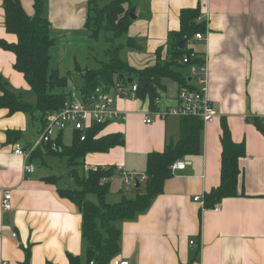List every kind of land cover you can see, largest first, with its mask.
<instances>
[{"label":"crops","instance_id":"obj_1","mask_svg":"<svg viewBox=\"0 0 264 264\" xmlns=\"http://www.w3.org/2000/svg\"><path fill=\"white\" fill-rule=\"evenodd\" d=\"M19 1L32 15L34 0ZM133 1L136 17L125 34L140 48L124 47L120 52L126 50L123 59L136 69L165 59L167 36L179 29L180 10L200 5L203 39L192 38L189 50L206 61L208 97L217 116L203 123L200 152L180 159L184 167L171 170L172 176L149 207L132 219L113 222L119 230L114 258L127 259L129 264H264V135L255 125V120L264 125V0ZM46 16L50 35L59 43L56 59L61 61L66 43L89 36L87 0H46ZM0 38L9 43L17 39L5 28L2 0ZM14 62L15 54L0 47V78L22 98L30 87ZM85 69L78 68L81 75ZM178 70L188 75L186 66ZM163 85L153 104L113 95L114 107L126 117L102 126L94 137L118 132L123 143L104 152H88L81 160L85 173L96 167L113 169L105 196L109 204L145 191V181L126 188L118 166L147 175V155L179 139L182 116H154L156 110L177 102V83L166 78ZM36 112L9 113L0 108V201L4 188L12 193L9 211L3 212L0 204V264H69L68 255L86 264L87 243L78 206L58 194L57 189L63 187L56 175L35 167L26 172L27 160L13 152L15 141L26 146L42 127ZM147 113L154 116L150 123L144 122ZM223 121L233 141L245 147L239 159L238 195L223 198L216 208L205 207L194 198L204 201V194L220 183ZM67 130L69 142L63 138ZM74 135L73 127L67 125L55 129L52 139L70 146Z\"/></svg>","mask_w":264,"mask_h":264},{"label":"trees","instance_id":"obj_2","mask_svg":"<svg viewBox=\"0 0 264 264\" xmlns=\"http://www.w3.org/2000/svg\"><path fill=\"white\" fill-rule=\"evenodd\" d=\"M7 32L16 36V42L9 43L0 38V47L15 54L14 68L20 72L30 90L35 94L36 101L30 104L19 95L11 91L0 78V108H6L9 113L24 112L40 113L42 126L46 116L58 110L67 102L70 93L56 92L55 88L64 87L66 76H60L56 70L49 72V49L54 40L50 35V22L46 16V0H34L32 15H28L19 0H2ZM133 0H110L99 5L98 0H87V17L85 28L89 36L97 38L99 31L110 32L108 38L111 43L105 50L108 60L98 68L85 69L82 73L83 84L79 89L82 94L89 93L100 85L106 88L115 83H127L120 80L119 75L131 77L137 83V98L145 99L150 104L159 96L164 87L163 79H171L178 87L190 85L189 75L179 71L185 65L181 63L184 54L192 50L186 48L187 41L195 33L205 29L204 22L199 20L200 5L194 8H183L179 13V29L169 31L166 43V58H160L151 65L136 69L120 57L122 48H140L135 39L128 37L125 44H115L114 39L122 36L128 30L132 21L129 10L134 5ZM184 39L183 49L179 48ZM159 49H157V52ZM198 60H202L199 53L194 52ZM255 125L264 135V125L255 120ZM102 126H94L87 137L80 141L77 133L72 144L65 146L58 141L59 149L54 152L49 144L36 148L30 157L43 160L44 154L60 155L67 158V166L81 164V160L88 152H104L109 148L123 143L120 133H109L98 138L95 134ZM203 122L196 116H182L180 120L179 139L168 143L163 151L151 152L147 155V179L145 191L138 193L134 198L123 197L119 202L109 204L105 196L109 190L108 179L113 175L112 168L96 167L86 171L84 177L79 178L77 188H58V194L73 201L79 208L82 216L81 232L87 243L86 264L93 260L95 264H107L115 257L119 250V230L113 222L119 219H132L145 211L152 199L162 192L165 181L172 176L170 166L184 156L200 152V132ZM221 169L220 183L204 194V206L214 207L223 198L238 195V177L241 173L239 159L245 155L243 142H235L231 138L225 121L221 124ZM43 148L45 152H43ZM54 178V176H52ZM107 179L102 183L101 179ZM87 194H95L97 203L86 198ZM69 264H79L77 256L68 255Z\"/></svg>","mask_w":264,"mask_h":264},{"label":"built area","instance_id":"obj_3","mask_svg":"<svg viewBox=\"0 0 264 264\" xmlns=\"http://www.w3.org/2000/svg\"><path fill=\"white\" fill-rule=\"evenodd\" d=\"M193 39H203L202 33H195ZM181 63L186 66L188 75L194 81V84L179 86L176 92V104L156 110L154 116L163 118L167 115H191L199 117L203 123L212 121L217 113L208 97L206 61L203 59L198 60V56L194 51H191L182 56ZM136 91L137 83L133 80L130 84L117 82L110 88L98 85L86 94H82L80 91L72 92L64 106L46 116L45 123L30 143L26 146L17 141L13 143V152L27 160L24 170L32 172L34 166L30 157L36 148L49 144L53 150L59 149L57 142L52 139L55 128L63 129L67 125H71L79 140L83 141L94 126H104L112 120L125 119V113L114 107L113 95L121 99H135L137 98ZM157 101L158 97L155 99V103ZM154 116L147 113L144 116V122L150 123ZM184 165L183 160H176L170 166V169L183 168ZM117 170L123 176V184L126 188H132L136 183L147 179V175L139 176L126 172L121 166H118ZM11 197V189L4 188L1 191L0 204L3 212L12 208ZM194 200L204 203L200 196H196ZM214 207L216 208L217 204ZM192 243L193 241H190V244ZM1 264H7V262L3 261ZM88 264L95 263L91 260ZM107 264H129V262L127 259L112 258Z\"/></svg>","mask_w":264,"mask_h":264},{"label":"rangeland","instance_id":"obj_4","mask_svg":"<svg viewBox=\"0 0 264 264\" xmlns=\"http://www.w3.org/2000/svg\"><path fill=\"white\" fill-rule=\"evenodd\" d=\"M110 0H98L99 5H103ZM112 37L110 32H105L104 30L99 31L97 38L93 39L91 37L82 38L80 37L78 40L71 41L66 43L63 49L64 56L62 57L61 61L56 59L55 49L59 45L56 42L51 46L49 53H50V62H49V72L52 70H56L60 76L67 77V83L64 87L55 88L56 92H76L78 91L83 84V79L81 72L78 70L85 69V68H98L101 63L106 62L108 60L107 56L105 55V50L110 46V42L108 38ZM127 41V35L123 34L122 36L114 39L115 44H125ZM190 40L186 43V48L190 49L191 44ZM126 50L120 52V57L123 59ZM22 99L28 103L34 104L36 101L35 94L29 90L22 94ZM35 115L39 117V112H36ZM35 124L39 123V120L35 119ZM58 129V128H55ZM70 133L67 130L65 135L63 136L65 142L70 141ZM66 145V144H64ZM50 149L54 152L57 150H53L51 147ZM32 164L36 169L39 170H48L51 174L56 175L58 177V183L63 188L71 187L77 188L78 187V180L81 177L86 175L83 172V167L81 164H77L76 166H67V158L65 156L60 155H52V154H44L43 160L40 158H34L32 160ZM102 183H105V179H101ZM87 199L93 203H97L95 195H88Z\"/></svg>","mask_w":264,"mask_h":264},{"label":"water","instance_id":"obj_5","mask_svg":"<svg viewBox=\"0 0 264 264\" xmlns=\"http://www.w3.org/2000/svg\"><path fill=\"white\" fill-rule=\"evenodd\" d=\"M129 17L131 19H135V17H136V15H135V6H132L131 9L129 10ZM184 42H185L184 39H182L180 41V43H179V48L180 49H183ZM118 77H119L120 80H123L124 79L128 84L132 83V81H133V79L131 77H126L123 74H120ZM136 186L138 187V183L136 184Z\"/></svg>","mask_w":264,"mask_h":264}]
</instances>
